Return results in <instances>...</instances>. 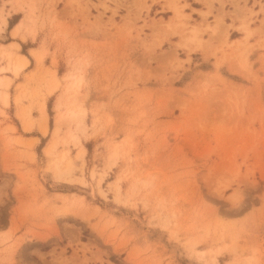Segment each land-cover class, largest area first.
Wrapping results in <instances>:
<instances>
[{
  "label": "rangeland",
  "instance_id": "rangeland-1",
  "mask_svg": "<svg viewBox=\"0 0 264 264\" xmlns=\"http://www.w3.org/2000/svg\"><path fill=\"white\" fill-rule=\"evenodd\" d=\"M110 1H88L110 12L101 38L58 24L76 35L64 65L31 51L14 95L36 120L44 103L46 134L28 138L37 121L24 133L15 114L16 136L0 111V264H264V0H197L199 20L184 0ZM64 9L90 23L87 1ZM61 92L60 112L85 116L67 110L51 134ZM68 158L70 181L53 167Z\"/></svg>",
  "mask_w": 264,
  "mask_h": 264
},
{
  "label": "crops",
  "instance_id": "crops-1",
  "mask_svg": "<svg viewBox=\"0 0 264 264\" xmlns=\"http://www.w3.org/2000/svg\"><path fill=\"white\" fill-rule=\"evenodd\" d=\"M22 1L24 3H22ZM22 1L18 2L17 0H0V14L4 18V23L0 22V45L7 46V49L11 50L14 55L24 57V60L26 61L24 66L18 71L15 76L8 71L6 72V74H4L5 76H8L11 79L8 86L9 101L8 105L4 108L6 115H8L9 117L8 124L15 126L16 136H21L24 138L26 137L24 135L25 132H32L35 128H33L31 131H24V133L19 132L17 122L14 119L15 105L13 102V97L15 86L17 84L23 83L25 80V76L27 74H30L34 70L35 59L31 54V51H38L42 54V51L47 50L48 54L43 53L42 56V62H44V64H47V61L49 63L51 54L53 53L55 54V58L58 60V65L60 63L64 65V55L67 53L64 43L68 40L75 38L76 35L75 33H69L66 38L63 37L64 34H62V32L60 31L58 24L64 23L67 25H72L74 23H77L76 31L78 34H84L87 39L101 38L103 36V33L94 31V23L99 24L100 22H107V18L109 17L110 12L107 11L106 13H104V15L101 17L102 21H99V19L93 17V15H96V12L93 6L88 3V1L97 3L99 0H82L87 1V6L89 7L90 14L92 15L88 16L90 22L88 23L82 21L80 17H76L75 20L71 18V16L69 15V11L64 9L66 0H48L49 2L56 1L55 10L58 12L56 14V20L51 21V13L47 14L44 9L47 0ZM251 1L252 0H248V2ZM107 3L110 7L114 5V2H111L110 0ZM184 3L187 4V9L185 10V13H189L193 19L199 20L201 15L197 12V10H205L203 4L197 0H184ZM19 6H22V8H20ZM32 7H34V9H32ZM122 9L123 7L119 8L117 15L114 16V22L116 24H120L122 22V19L120 18L123 13ZM31 10L32 12H30ZM194 15L197 16L195 17ZM210 19L211 18H208V20ZM115 29L116 28L111 27L109 30H104L106 32L113 33L115 32ZM12 32H15V34H13ZM114 37L117 38L118 36L116 35ZM64 38L65 42H63ZM13 43L17 46L13 47L9 45ZM23 49L25 53L22 52ZM34 53L36 52H33V54ZM3 63L4 61H0V64ZM32 115L37 114H33L32 112ZM38 134L41 133L36 131L35 135H28V138L37 137V140L39 141ZM64 194L70 193L64 192Z\"/></svg>",
  "mask_w": 264,
  "mask_h": 264
},
{
  "label": "bare ground",
  "instance_id": "bare-ground-1",
  "mask_svg": "<svg viewBox=\"0 0 264 264\" xmlns=\"http://www.w3.org/2000/svg\"><path fill=\"white\" fill-rule=\"evenodd\" d=\"M1 22H3L4 23V20L2 19V21ZM15 30V29H14ZM13 34H15V32H12ZM10 46H17L16 44H9ZM242 45V44H241ZM0 54L3 56V58L5 59V64L4 65H2L1 67H0V71H3V70H5V71H8V72H11L14 76L18 73V71L24 66V64H25V58L24 57H19V56H17V55H14L13 53H12V51L11 50H9V49H7V46H2V45H0ZM243 58V57H242ZM244 59V58H243ZM36 63H37V65L39 66L40 65V58L37 56L36 57ZM36 70V69H35ZM30 76V75H29ZM28 76V77H29ZM73 76V75H72ZM81 76V75H80ZM80 76H78L79 78H81ZM66 77V76H65ZM68 77V76H67ZM66 77V78H67ZM53 83L51 84V86H50V88L48 89V92L47 93H51V92H53L55 89H56V87H57V79H55V74H54V72H53ZM70 79V78H69ZM10 78L8 77V76H5V75H3V76H0V111L1 112H4V110H3V108L4 107H6L7 105H8V101H9V94H8V86H9V83H10ZM79 80H81V79H79ZM78 80V82H80ZM73 81H74V78H73ZM77 82V81H76ZM60 84V83H59ZM64 84V83H63ZM69 84V83H68ZM77 84V83H76ZM81 84V83H80ZM66 85H67V83H66ZM71 82H70V84L69 85H67V87H66V90H69L70 88H71ZM62 86V85H61ZM73 86V85H72ZM76 86H79V85H76ZM74 87H75V85H74ZM20 89V88H19ZM65 90V91H66ZM70 90H72V89H70ZM73 91V90H72ZM22 92V91H21ZM63 92H64V90H63ZM63 92H61V94H59L55 99V107L54 108H56V114H55V117H54V124H53V127H52V129H51V131H52V133L51 134H56L58 131H59V129H60V125H61V121H62V119H63V123H64V116H65V114H66V111L68 110H66L65 111V113L63 114L62 112H60V106H61V104H62V99H63ZM67 92V91H66ZM74 92V91H73ZM72 94H75V93H72ZM71 94V96H70V101L73 99V98H75V97H77V94L75 95V97H73V95ZM68 96V95H67ZM79 96V95H78ZM64 98H66V99H68L67 97H64ZM79 98V97H78ZM65 100V99H64ZM69 100V99H68ZM76 100V99H75ZM78 101V100H77ZM13 102H14V104H16V112H15V114H16V116H17V118L20 120V122H21V124H22V127H23V129L24 130H30L31 128H33V126H34V124H35V122L38 124V130H39V132L40 133H42L43 135L44 134H46V132H47V128H48V115H47V113H46V110H45V105H44V103H42L41 104V107H40V113H39V118L36 120L35 118H33L30 114H29V112L21 105V96H20V94L19 93H17V94H15L14 95V97H13ZM64 102V101H63ZM73 102H75L74 104L77 106V104L79 105V103H77L76 104V101H74L73 100ZM73 102L71 101L70 103H72L73 104ZM70 103H68V105L70 104ZM65 106H67V105H65ZM63 107V106H62ZM69 107V106H68ZM78 107V106H77ZM73 108V107H72ZM74 109V108H73ZM77 109V108H76ZM65 110V109H64ZM78 110V109H77ZM73 111V110H68L69 112L66 114L67 115V120L66 121H68V120H70V121H73V120H75V119H78L76 122V124H81V122H82V118H83V116H85L84 114H85V111H84V108L83 109H81V107L79 108V110L78 111ZM66 123V122H65ZM68 123H69V121H68ZM59 133V132H58ZM67 133H68V131H67ZM72 133V132H71ZM63 136V135H62ZM70 136H73V134L72 135H70ZM69 135L67 136V137H70ZM59 137V136H58ZM58 137H56V138H58ZM74 137V139L76 138V136L74 135L73 136ZM56 138L55 139H52L46 146H45V148H44V151L46 152V153H51L52 154V149L54 148V146H55V143H56ZM71 138V137H70ZM69 139V138H68ZM73 139V140H74ZM63 140V139H62ZM76 140H78V139H75V141ZM34 141V140H33ZM78 142V141H77ZM77 145V144H76ZM54 151V150H53ZM65 152H67V151H65ZM76 152L77 153H75L76 154V156L77 157H79V158H81V160H82V158H83V155H84V153H85V148L84 147H80L79 146V149H78V151L76 150ZM112 152H114V150L112 151ZM112 152H110V153H112ZM63 153V152H62ZM61 153V154H62ZM50 155V154H49ZM66 155V154H65ZM109 155V154H108ZM114 155H115V153H114ZM61 156H63V155H61ZM112 156V157H111ZM69 157V156H68ZM57 158H59V157H57ZM56 158V159H57ZM63 157H61V159H62ZM109 158L110 159H112L113 158V155L111 154L110 156H109ZM108 158V159H109ZM60 159V158H59ZM58 159V160H59ZM69 160L67 161V160H65V164L66 165H64L65 167H63V168H61V166H63V165H61L60 167L59 166H57V164L56 163H54V161L53 160H51V161H53V163L54 164H56V166H54L53 165V167L55 168V171H56V175H57V177L58 178H63V179H66L67 181H70L71 180V178H69L68 176H70L71 174H72V171H73V163H72V161L70 160V158H68ZM107 159V160H108ZM55 160V159H54ZM114 160V159H113ZM112 160V161H113ZM50 161V162H51ZM67 161V162H66ZM110 160H108V162H109ZM112 161H111V163H112ZM50 162L48 163V164H50ZM47 164V165H48ZM47 168V167H46ZM54 170V169H53ZM57 178V179H58ZM81 179V178H80ZM75 180H76V178H75ZM82 182H84L83 180H81V183Z\"/></svg>",
  "mask_w": 264,
  "mask_h": 264
},
{
  "label": "trees",
  "instance_id": "trees-1",
  "mask_svg": "<svg viewBox=\"0 0 264 264\" xmlns=\"http://www.w3.org/2000/svg\"><path fill=\"white\" fill-rule=\"evenodd\" d=\"M22 52L25 53L24 49L22 50ZM49 115H52L50 111H49ZM50 123H52V119H50Z\"/></svg>",
  "mask_w": 264,
  "mask_h": 264
}]
</instances>
